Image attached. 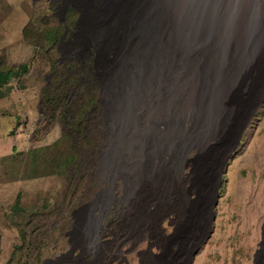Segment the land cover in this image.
Listing matches in <instances>:
<instances>
[{
    "label": "rangeland",
    "instance_id": "374dc122",
    "mask_svg": "<svg viewBox=\"0 0 264 264\" xmlns=\"http://www.w3.org/2000/svg\"><path fill=\"white\" fill-rule=\"evenodd\" d=\"M102 1L0 0V68L30 63L0 97V264H149L155 258L181 264L186 255L189 264L194 252L193 264H264V92L217 172L205 235L197 230L165 252L150 233L137 235L124 224L125 180L100 172L110 138L92 27ZM57 72L70 102L77 100L73 118L47 112L44 89L59 84ZM76 73L72 87L68 80ZM92 81L94 92L81 90ZM73 147L82 154L69 163ZM105 190L111 203L95 206ZM17 198L27 212L12 209ZM190 198L204 205L195 193ZM92 215L97 233L87 219ZM175 219L168 214L160 223L170 240L178 234Z\"/></svg>",
    "mask_w": 264,
    "mask_h": 264
},
{
    "label": "bare ground",
    "instance_id": "6f19581e",
    "mask_svg": "<svg viewBox=\"0 0 264 264\" xmlns=\"http://www.w3.org/2000/svg\"><path fill=\"white\" fill-rule=\"evenodd\" d=\"M92 38L110 138L100 172L125 180L130 232L171 252L202 234L222 160L263 95L264 0H103ZM111 199L105 190L95 206ZM168 214L171 240L160 228Z\"/></svg>",
    "mask_w": 264,
    "mask_h": 264
},
{
    "label": "trees",
    "instance_id": "16d2710c",
    "mask_svg": "<svg viewBox=\"0 0 264 264\" xmlns=\"http://www.w3.org/2000/svg\"><path fill=\"white\" fill-rule=\"evenodd\" d=\"M51 38L53 39L52 40L53 43H55L57 41V35L55 32L51 33ZM29 68H30L29 62L21 63L17 67H10L7 69H1L0 68V97L5 95V93L2 91L3 88L7 84H9L12 80H17L21 74L27 73L29 71ZM53 69H55V65H54ZM56 74H58L55 76H58V80H59L57 83L64 82L61 74H59L58 72ZM91 74L92 73L90 72L89 73L90 77H93V75H91ZM92 80H94V77L92 78ZM61 83H59V84L54 83L53 85L51 84L49 87L44 89L46 100H47V112L54 113V114H56L57 112L66 113L68 118H73L72 117L73 115L70 116V113L72 110L70 107L71 106L77 107V100L75 101V103L70 102L71 96H69V88L66 87L65 83L63 85H61ZM68 83L72 87H77V85L79 83V74L76 73V74L72 75V78L70 80H68ZM94 84H95L94 81H92V84L90 86H88V85H87V87L82 86L81 90L87 91L88 88H91L92 92H94L95 91V85ZM94 101H95V96L90 95V103H93ZM69 102H70V104H68ZM85 105H86V108L88 109L89 104L85 103L82 106H85ZM76 120H78V118ZM44 149L45 148H43L42 150H44ZM36 154L39 155L38 152H36ZM78 154H79V159H80L81 154H82L81 149L80 148L75 149V147H73V155L69 156L66 160H68V162L70 163V161H73V160L78 158L77 157ZM72 157H75V158L72 159ZM12 209L16 212H21V211L27 212L28 211L26 208L21 206L19 198H17L16 201L14 202V204L12 205ZM21 234H22V238H24L25 234H24L23 230H21Z\"/></svg>",
    "mask_w": 264,
    "mask_h": 264
},
{
    "label": "water",
    "instance_id": "95a60500",
    "mask_svg": "<svg viewBox=\"0 0 264 264\" xmlns=\"http://www.w3.org/2000/svg\"><path fill=\"white\" fill-rule=\"evenodd\" d=\"M205 229L207 230V226L205 227ZM205 229H204V231H205ZM203 234H204V232H203ZM203 234H202V235H203ZM204 235H205V234H204ZM209 235H210V233L206 234L205 237L203 236L204 239H203L202 236H201V237H200V238H202L201 243H202V242H205V240L209 237ZM200 238H199V239H200ZM195 253H196V252H194V253L191 255L192 257H191V260H190V263H189V264H193V256H194Z\"/></svg>",
    "mask_w": 264,
    "mask_h": 264
},
{
    "label": "flooded vegetation",
    "instance_id": "af4514ba",
    "mask_svg": "<svg viewBox=\"0 0 264 264\" xmlns=\"http://www.w3.org/2000/svg\"><path fill=\"white\" fill-rule=\"evenodd\" d=\"M154 256H155V255H154ZM156 257H157V256H156ZM181 264H188V261H187V255L185 256L184 261H182Z\"/></svg>",
    "mask_w": 264,
    "mask_h": 264
}]
</instances>
